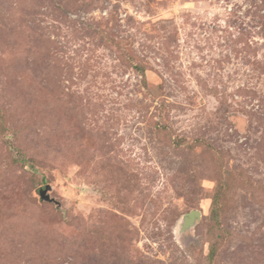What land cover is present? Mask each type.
I'll use <instances>...</instances> for the list:
<instances>
[{
	"label": "rangeland",
	"instance_id": "obj_1",
	"mask_svg": "<svg viewBox=\"0 0 264 264\" xmlns=\"http://www.w3.org/2000/svg\"><path fill=\"white\" fill-rule=\"evenodd\" d=\"M0 264H264V0H0Z\"/></svg>",
	"mask_w": 264,
	"mask_h": 264
},
{
	"label": "water",
	"instance_id": "obj_2",
	"mask_svg": "<svg viewBox=\"0 0 264 264\" xmlns=\"http://www.w3.org/2000/svg\"><path fill=\"white\" fill-rule=\"evenodd\" d=\"M49 190H51V186L49 184H46L42 191L39 194V197L41 200L44 201H52L54 202L55 199L53 197H50ZM199 217V211L198 210H191L188 213L181 216L179 224H178V232H182L183 230L191 227L194 225L196 219ZM180 230V231H179Z\"/></svg>",
	"mask_w": 264,
	"mask_h": 264
}]
</instances>
